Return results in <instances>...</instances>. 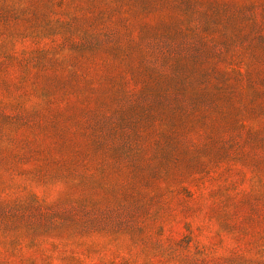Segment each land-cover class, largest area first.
<instances>
[{
	"label": "rangeland",
	"instance_id": "1",
	"mask_svg": "<svg viewBox=\"0 0 264 264\" xmlns=\"http://www.w3.org/2000/svg\"><path fill=\"white\" fill-rule=\"evenodd\" d=\"M0 264H264V0H0Z\"/></svg>",
	"mask_w": 264,
	"mask_h": 264
}]
</instances>
